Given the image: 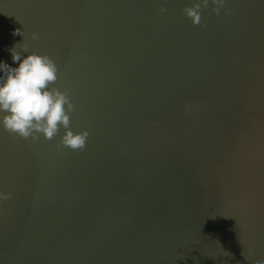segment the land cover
<instances>
[{
	"label": "water",
	"instance_id": "1",
	"mask_svg": "<svg viewBox=\"0 0 264 264\" xmlns=\"http://www.w3.org/2000/svg\"><path fill=\"white\" fill-rule=\"evenodd\" d=\"M193 3L0 0V60L49 56L88 133L0 129V264L264 259V0Z\"/></svg>",
	"mask_w": 264,
	"mask_h": 264
},
{
	"label": "clouds",
	"instance_id": "2",
	"mask_svg": "<svg viewBox=\"0 0 264 264\" xmlns=\"http://www.w3.org/2000/svg\"><path fill=\"white\" fill-rule=\"evenodd\" d=\"M209 3L210 0H196L183 12L194 25L198 24L201 9L207 8ZM211 4L214 5L212 11L219 15L223 0H211ZM13 35L21 33L16 30ZM31 38L38 39L35 33ZM18 45H22L20 51H17ZM18 45L7 49L15 67L0 60V129L18 138L35 141L51 140L60 135L63 128L57 147L82 149L88 133H74L69 127L74 105L67 90L52 87L57 80L55 62L47 55L29 52L26 43ZM8 198L0 194V199ZM255 264H264V259H258Z\"/></svg>",
	"mask_w": 264,
	"mask_h": 264
}]
</instances>
